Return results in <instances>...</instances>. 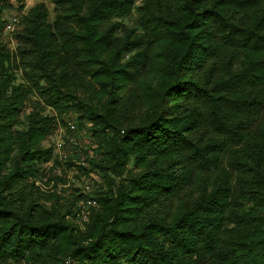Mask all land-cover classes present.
I'll return each instance as SVG.
<instances>
[{
	"label": "trees",
	"instance_id": "obj_1",
	"mask_svg": "<svg viewBox=\"0 0 264 264\" xmlns=\"http://www.w3.org/2000/svg\"><path fill=\"white\" fill-rule=\"evenodd\" d=\"M26 1L0 0V264H264V0Z\"/></svg>",
	"mask_w": 264,
	"mask_h": 264
},
{
	"label": "rangeland",
	"instance_id": "obj_2",
	"mask_svg": "<svg viewBox=\"0 0 264 264\" xmlns=\"http://www.w3.org/2000/svg\"><path fill=\"white\" fill-rule=\"evenodd\" d=\"M39 3H43L47 7V9L50 11V13L52 12L53 5L51 3V0H27L25 2V8L24 9L28 10L29 8H31L34 5L39 4ZM17 15H18V12L16 10L12 9L10 11L5 12L3 15V18L6 22H8V20L12 16H16V18L19 19V15H18V17H17ZM50 18H52V14H50ZM17 22H18V20H17ZM13 30L14 31L12 33L8 32L6 30L3 31L4 41H6L8 46L12 49H13V47H15L14 33H15V31L19 30V26L15 25ZM68 122L70 124L74 125L75 119L68 120ZM68 122H67V124H68ZM87 126L88 125H86V127ZM67 128L69 129V126ZM86 129L87 128L83 127L81 129L77 130V127H76V129L73 130L71 138H69V139L75 140V142H73L74 146L78 145L77 146L78 150H81V152L79 154L80 161L82 158H85V156H89V154H90L89 151H86L90 147L88 133H87ZM57 130L58 131H56V133L54 134V137L51 139L53 142H55V144L59 141V139H61V141H62L63 137L64 136L66 137V135H68V134H66L67 131L65 132L63 128H59ZM68 136H70V135H68ZM85 151H86V154H85ZM61 154H62V152H61ZM72 183L74 184V186L79 187L80 189L84 188V191L87 190L86 186L88 187L89 191H92L94 188L97 187L98 184L101 183V179H100V176L98 174H96L95 172H91V174L88 176H80V174H79L78 178L77 177L74 178L73 174L69 173L67 176V184L72 185Z\"/></svg>",
	"mask_w": 264,
	"mask_h": 264
},
{
	"label": "built area",
	"instance_id": "obj_3",
	"mask_svg": "<svg viewBox=\"0 0 264 264\" xmlns=\"http://www.w3.org/2000/svg\"><path fill=\"white\" fill-rule=\"evenodd\" d=\"M16 23H17L16 16L10 17V19L8 20V22H7L6 26H5V30L8 31V32L13 31L14 26L16 25ZM67 126L72 127V124L68 123ZM60 147H61V142H60V139H59V141L57 142V149H60ZM88 204H93V202L92 203H88Z\"/></svg>",
	"mask_w": 264,
	"mask_h": 264
},
{
	"label": "bare ground",
	"instance_id": "obj_4",
	"mask_svg": "<svg viewBox=\"0 0 264 264\" xmlns=\"http://www.w3.org/2000/svg\"><path fill=\"white\" fill-rule=\"evenodd\" d=\"M69 129L70 130H74V125H72V127L69 126Z\"/></svg>",
	"mask_w": 264,
	"mask_h": 264
}]
</instances>
